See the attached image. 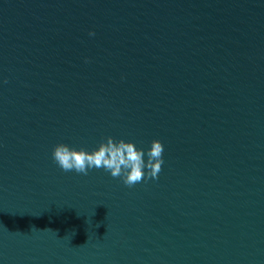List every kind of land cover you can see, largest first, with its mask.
Listing matches in <instances>:
<instances>
[{
	"label": "water",
	"instance_id": "1",
	"mask_svg": "<svg viewBox=\"0 0 264 264\" xmlns=\"http://www.w3.org/2000/svg\"><path fill=\"white\" fill-rule=\"evenodd\" d=\"M0 264H264V0H0Z\"/></svg>",
	"mask_w": 264,
	"mask_h": 264
},
{
	"label": "clouds",
	"instance_id": "2",
	"mask_svg": "<svg viewBox=\"0 0 264 264\" xmlns=\"http://www.w3.org/2000/svg\"><path fill=\"white\" fill-rule=\"evenodd\" d=\"M163 151L162 142L153 139L145 161V150L138 148L133 141L108 136L91 151L77 149L63 142L57 143L53 148L52 158L65 172L75 171L87 175L90 169L103 168L131 187L146 177H158L163 164Z\"/></svg>",
	"mask_w": 264,
	"mask_h": 264
}]
</instances>
